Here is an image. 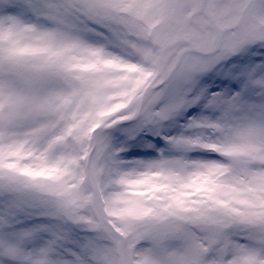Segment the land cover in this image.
I'll return each instance as SVG.
<instances>
[{
  "label": "snow or ice",
  "instance_id": "1",
  "mask_svg": "<svg viewBox=\"0 0 264 264\" xmlns=\"http://www.w3.org/2000/svg\"><path fill=\"white\" fill-rule=\"evenodd\" d=\"M0 264H264V0H0Z\"/></svg>",
  "mask_w": 264,
  "mask_h": 264
}]
</instances>
